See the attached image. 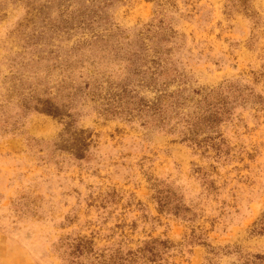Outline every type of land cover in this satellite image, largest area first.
Listing matches in <instances>:
<instances>
[{
  "label": "rangeland",
  "instance_id": "rangeland-1",
  "mask_svg": "<svg viewBox=\"0 0 264 264\" xmlns=\"http://www.w3.org/2000/svg\"><path fill=\"white\" fill-rule=\"evenodd\" d=\"M0 264H264V0H0Z\"/></svg>",
  "mask_w": 264,
  "mask_h": 264
}]
</instances>
